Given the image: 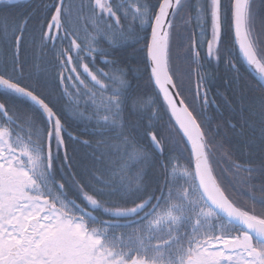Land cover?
Instances as JSON below:
<instances>
[{"label":"snow or ice","instance_id":"obj_1","mask_svg":"<svg viewBox=\"0 0 264 264\" xmlns=\"http://www.w3.org/2000/svg\"><path fill=\"white\" fill-rule=\"evenodd\" d=\"M19 2L0 0V264H264V182L250 162L222 168L207 115L236 102L212 92L213 62L228 87L253 68L261 96H239L240 127L254 112L264 150V0H40L13 15ZM136 45L143 92L118 58ZM45 49L54 83L28 70ZM237 186L261 194L259 211L236 204Z\"/></svg>","mask_w":264,"mask_h":264},{"label":"trees","instance_id":"obj_2","mask_svg":"<svg viewBox=\"0 0 264 264\" xmlns=\"http://www.w3.org/2000/svg\"><path fill=\"white\" fill-rule=\"evenodd\" d=\"M45 2L50 3L51 0H45ZM40 3V0H32L30 2H19L15 7H12L10 10L13 15L26 14L31 9L35 8ZM179 28V22H178ZM31 27V25H30ZM183 40L180 33H178L173 41H172V57L173 64L179 66L184 72L189 71L187 64L185 63L184 56L186 55L183 51ZM130 57L133 58L132 61L136 60V63L127 62L125 58ZM118 58L122 61L121 67L125 64L133 69L132 77L133 79V87L137 92H143L146 89H149V85L146 83V77L143 75V56L140 52V45H136L135 49H127L121 50L119 52ZM35 65V67H33ZM29 71L33 73L34 76H38L43 78L46 81L53 82V77L56 75L58 69L56 68L54 62V54L45 49L43 51H37L35 55V59L32 58L31 51L29 52ZM210 71L214 73L215 79L211 83L212 92L215 94L217 89L220 92L226 93L231 100L236 101L235 103L230 102L229 104H224L223 101H220V105L216 109H209L208 116L212 119V127L215 128L216 123H221L222 126L218 130L217 140L223 145L220 153L218 155V159L222 160V168H226L230 166L233 162L240 163L250 162L248 166L255 167L257 169L254 174L253 182L257 184V186L264 182V176L260 175V164L261 160L264 159V150H261L260 145V134H259V125L257 123L258 117L253 112L251 114V119H249V126L246 129H242L240 127L241 124V116L248 117V114L241 113L239 104V96L241 94L248 97V99H255L257 102L261 93L255 91H249V87L254 83L255 78L249 73V71L244 67L241 75L243 77L240 84H233L231 87L225 85V80H231L233 78V73L229 71L228 66L221 61L220 63H215L211 65ZM193 83L195 82V76L192 77ZM187 86V83L186 85ZM71 87V85H70ZM2 91V90H0ZM235 92V95L233 94ZM148 97H145L147 99ZM99 93L97 95V104L100 103ZM219 99V97H217ZM72 103H75V98H73ZM82 103V101H81ZM127 115V113H126ZM161 121L157 123H166L168 120V116L164 115L161 112ZM229 122V124H236V128L232 129L230 126L225 125L223 122ZM134 122V120H133ZM71 127H69V131H71L74 135H80L81 140H90L93 141L94 145V137L89 134L87 130H85L83 125L77 126L78 122H71ZM255 128L256 132L253 135L251 129ZM92 151L91 148H82L80 151V155L83 157L85 153H90ZM229 153L231 155H229ZM187 158V154H185L184 159H180L179 163L181 165L187 166L184 160ZM111 159L114 161L120 162V157L113 156ZM225 174L231 177V173L225 171ZM246 175V174H242ZM238 193L233 195V200L236 202L241 209L248 208L251 209L253 204L255 203L256 209L259 211V199L260 193L257 191L255 195V199L252 198V194L248 193L242 188L237 186ZM103 218V217H101Z\"/></svg>","mask_w":264,"mask_h":264},{"label":"water","instance_id":"obj_3","mask_svg":"<svg viewBox=\"0 0 264 264\" xmlns=\"http://www.w3.org/2000/svg\"><path fill=\"white\" fill-rule=\"evenodd\" d=\"M20 1H30V0H20ZM244 67L247 68V70L250 72V74L257 80L258 74L254 71L253 68L248 67L247 65H244Z\"/></svg>","mask_w":264,"mask_h":264},{"label":"bare ground","instance_id":"obj_4","mask_svg":"<svg viewBox=\"0 0 264 264\" xmlns=\"http://www.w3.org/2000/svg\"><path fill=\"white\" fill-rule=\"evenodd\" d=\"M20 2H23V1H20ZM132 59H133V58H130V57L125 58V60H126L127 62H131ZM131 63H136V60H135V61H132Z\"/></svg>","mask_w":264,"mask_h":264},{"label":"flooded vegetation","instance_id":"obj_5","mask_svg":"<svg viewBox=\"0 0 264 264\" xmlns=\"http://www.w3.org/2000/svg\"><path fill=\"white\" fill-rule=\"evenodd\" d=\"M31 1H32V0H30V1H27V2H30V3H31ZM27 2H26V3H27Z\"/></svg>","mask_w":264,"mask_h":264},{"label":"rangeland","instance_id":"obj_6","mask_svg":"<svg viewBox=\"0 0 264 264\" xmlns=\"http://www.w3.org/2000/svg\"><path fill=\"white\" fill-rule=\"evenodd\" d=\"M182 167H185V166H182Z\"/></svg>","mask_w":264,"mask_h":264}]
</instances>
